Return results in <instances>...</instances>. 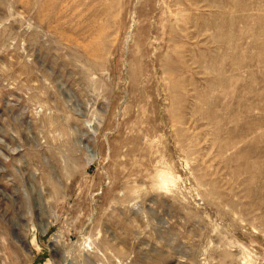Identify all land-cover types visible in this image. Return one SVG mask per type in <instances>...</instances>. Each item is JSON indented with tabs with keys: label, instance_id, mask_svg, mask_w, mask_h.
<instances>
[{
	"label": "rangeland",
	"instance_id": "obj_1",
	"mask_svg": "<svg viewBox=\"0 0 264 264\" xmlns=\"http://www.w3.org/2000/svg\"><path fill=\"white\" fill-rule=\"evenodd\" d=\"M0 264H264V0H0Z\"/></svg>",
	"mask_w": 264,
	"mask_h": 264
}]
</instances>
